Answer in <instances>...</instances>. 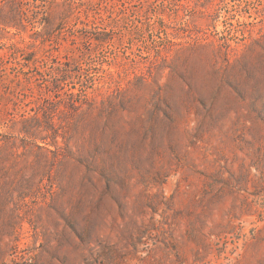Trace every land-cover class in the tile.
<instances>
[{"label":"rangeland","instance_id":"374dc122","mask_svg":"<svg viewBox=\"0 0 264 264\" xmlns=\"http://www.w3.org/2000/svg\"><path fill=\"white\" fill-rule=\"evenodd\" d=\"M107 2L1 74L0 264H264V0Z\"/></svg>","mask_w":264,"mask_h":264},{"label":"trees","instance_id":"16d2710c","mask_svg":"<svg viewBox=\"0 0 264 264\" xmlns=\"http://www.w3.org/2000/svg\"><path fill=\"white\" fill-rule=\"evenodd\" d=\"M102 2L105 7L109 4L107 0ZM92 5V0H0V33L18 37L0 56V79L3 72L10 70L11 79L20 84L30 69L27 65L36 61L37 51L58 39L64 25L70 24L79 31V25L83 26L81 16H86ZM248 38H252L250 34ZM94 41L101 43L106 38L97 37Z\"/></svg>","mask_w":264,"mask_h":264}]
</instances>
